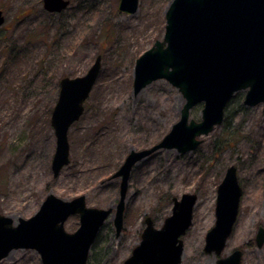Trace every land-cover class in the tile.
<instances>
[{"label":"rangeland","instance_id":"374dc122","mask_svg":"<svg viewBox=\"0 0 264 264\" xmlns=\"http://www.w3.org/2000/svg\"><path fill=\"white\" fill-rule=\"evenodd\" d=\"M68 1L62 11L48 12L42 0H0V214L14 222L32 216L49 193L64 200L84 195L86 205L112 207L113 214L120 178L112 176L126 155L158 143L180 117L183 98L165 79L138 93L132 85L136 59L163 38L171 0H139L134 14L118 11L119 0ZM98 55V77L67 132L69 162L54 177L50 116L59 81L84 75ZM236 93L224 115L229 125L199 136L194 150L160 148L133 165L121 233L116 236L108 217L90 264H123L140 241L144 218L159 228L171 214V199L183 193L197 199L179 264H217L235 249L242 251L240 264H264V241L255 242L257 228H264V105H244V92ZM201 108H192L190 117L201 120ZM230 165L242 189L237 218L222 252L205 253L217 185ZM78 225V215H70L64 229ZM10 253L0 264H41L34 249Z\"/></svg>","mask_w":264,"mask_h":264},{"label":"water","instance_id":"95a60500","mask_svg":"<svg viewBox=\"0 0 264 264\" xmlns=\"http://www.w3.org/2000/svg\"><path fill=\"white\" fill-rule=\"evenodd\" d=\"M48 12H60L68 0H43ZM139 0H119L117 9L134 14ZM162 40H155L135 61L133 91L138 93L157 79H165L181 94L179 119L162 139L149 148L130 150L112 177H119L118 202L112 207L86 205L85 196L64 200L49 193L29 218L0 214V261L16 249H34L41 264H89L88 254L105 220L113 216L115 234L121 233L130 172L134 164L160 148L180 153L194 150L224 119V110L238 91H244L243 104L264 105V0H171L165 12ZM4 22L0 10V26ZM98 55L87 72L78 77H62L51 111L50 124L55 134L51 159L54 177L68 164L67 132L83 112L99 73ZM202 103L201 120L190 117V110ZM241 186L236 167L226 168L217 186L215 222L205 234V253L219 255L236 221ZM197 196L183 193L174 197L171 214L157 228L151 217L144 219L140 242L123 264H179L183 236L192 222ZM78 215L73 232L64 229L70 215ZM264 241V228L255 235L258 247ZM242 251L235 249L217 264H240Z\"/></svg>","mask_w":264,"mask_h":264},{"label":"trees","instance_id":"16d2710c","mask_svg":"<svg viewBox=\"0 0 264 264\" xmlns=\"http://www.w3.org/2000/svg\"><path fill=\"white\" fill-rule=\"evenodd\" d=\"M239 93H236V95H233V97L228 101V103H227V105H226V107H225V109H227V110H225L226 111V113H225V117L226 116H228V115H226L227 113H229L230 112V104L232 103V101L233 100H235V98H236V96L238 95ZM230 109V110H229ZM227 118V117H226ZM223 126H228L229 125V122H228V120H225V118H224V120H223V124H222ZM172 200V199H171ZM97 239V238H96ZM97 240H95L94 241V243L96 242ZM94 243L92 244V246H91V248L94 246ZM88 262H89V259H88ZM90 264V263H89Z\"/></svg>","mask_w":264,"mask_h":264},{"label":"bare ground","instance_id":"6f19581e","mask_svg":"<svg viewBox=\"0 0 264 264\" xmlns=\"http://www.w3.org/2000/svg\"><path fill=\"white\" fill-rule=\"evenodd\" d=\"M182 103H183V99L181 100L180 107H181ZM180 107H179V108H180ZM9 255H11V253H10Z\"/></svg>","mask_w":264,"mask_h":264},{"label":"flooded vegetation","instance_id":"af4514ba","mask_svg":"<svg viewBox=\"0 0 264 264\" xmlns=\"http://www.w3.org/2000/svg\"><path fill=\"white\" fill-rule=\"evenodd\" d=\"M43 1V0H42ZM1 10V9H0ZM2 11V10H1ZM3 13V12H2ZM3 15V14H2ZM1 27V26H0Z\"/></svg>","mask_w":264,"mask_h":264}]
</instances>
